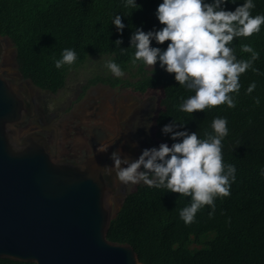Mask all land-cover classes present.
Here are the masks:
<instances>
[{
    "label": "trees",
    "instance_id": "obj_1",
    "mask_svg": "<svg viewBox=\"0 0 264 264\" xmlns=\"http://www.w3.org/2000/svg\"><path fill=\"white\" fill-rule=\"evenodd\" d=\"M160 2L137 0L141 7L133 9L124 0H0V35L14 44L17 69L23 78L41 91L56 94L65 87L69 71L89 57L109 56L124 70L132 65L135 47L129 37L141 24L145 30L162 27L155 16ZM255 3L253 15L264 12V0ZM235 6L227 4L230 9ZM117 12L124 15L126 27L122 33L112 24ZM245 42L259 51L254 67L260 71L249 68L241 74L242 87L239 93H233L235 107L224 103L193 113L180 110L181 97L193 91L175 81L174 74L159 67L158 61L150 76L135 82L99 76L89 82L111 87L123 84L139 92L161 90L162 109L155 120V137L169 144L173 142L170 133L161 129L173 119L204 136L214 131V117H227L229 131L222 141L223 159L225 164L236 166V179L230 195L215 197L214 215L208 214L211 209L205 205L192 223H185L180 209L191 202V197L144 181L126 194L106 237L130 245L142 264H264V25L259 33L233 41L238 58L251 55L241 49ZM167 43L152 42L161 47ZM64 48H74L77 59L58 68L55 60L62 57ZM137 64L142 70L143 62ZM252 81H256V88L248 93ZM257 96L259 104L254 99ZM0 264L33 263L0 259Z\"/></svg>",
    "mask_w": 264,
    "mask_h": 264
},
{
    "label": "water",
    "instance_id": "obj_2",
    "mask_svg": "<svg viewBox=\"0 0 264 264\" xmlns=\"http://www.w3.org/2000/svg\"><path fill=\"white\" fill-rule=\"evenodd\" d=\"M12 47V41L0 35V259L33 264H142L130 245L106 237L111 220L122 208L128 183L118 178L111 153L130 156L128 149L117 145L123 136L118 131L114 136L110 129L107 102L87 108L86 102L81 103L72 120L83 130L76 133L70 150L53 154L52 140L37 132L43 123L33 108L34 86L18 71ZM20 81L28 88L27 99ZM94 90L105 92L99 86ZM69 138L64 131L59 144ZM127 142L133 144L132 139ZM69 153L67 160L58 157Z\"/></svg>",
    "mask_w": 264,
    "mask_h": 264
},
{
    "label": "clouds",
    "instance_id": "obj_3",
    "mask_svg": "<svg viewBox=\"0 0 264 264\" xmlns=\"http://www.w3.org/2000/svg\"><path fill=\"white\" fill-rule=\"evenodd\" d=\"M133 9L141 7L137 0H124ZM236 5L234 9L227 4ZM138 5V7H137ZM255 0H161L155 16L162 27L145 30L143 24L136 26L129 37L135 52L132 63L140 61L156 65L174 74V80L192 90L193 94L181 97L178 108L193 113L208 106L226 103L235 107L233 93H239L240 76L254 67L260 53L252 43H241V49L251 53L248 58H238L233 41L237 37H249L259 33L264 25V12L253 15ZM124 15L114 14L112 24L122 33L126 27ZM168 41L166 47L153 46ZM120 39L116 40L120 44ZM77 59L74 48H64L62 57L55 60L56 67L73 64ZM105 65L117 77L124 69L115 59ZM154 69V68H153ZM154 71V70H153ZM153 73V72H152ZM256 88L252 81L246 91ZM257 104L260 97L254 98ZM227 117L216 116L212 121V132L201 136L189 131L184 123L173 122L162 126V133L171 135L173 142L163 141L159 146L145 147L136 158H126L118 151L111 153L122 182L144 181L152 187H164L173 192L191 197V202L180 209L185 223H192L196 213L205 205L210 206L209 215L215 214V197L230 195L231 183L236 179V166L225 164L222 141L228 134ZM175 129V130H174ZM103 148L102 150H106ZM264 174V169H261Z\"/></svg>",
    "mask_w": 264,
    "mask_h": 264
},
{
    "label": "rangeland",
    "instance_id": "obj_4",
    "mask_svg": "<svg viewBox=\"0 0 264 264\" xmlns=\"http://www.w3.org/2000/svg\"><path fill=\"white\" fill-rule=\"evenodd\" d=\"M15 49L14 47L11 48ZM16 51V50H15ZM111 59L109 56H92L86 59L84 63H82L79 67L72 69L69 71L65 87L57 92L56 94H51L49 92L41 91L34 88L35 94H37V97L35 98V106L33 105V108L35 110V114L40 119L41 123H43V126H39L37 129V132L43 134L44 137H49L53 143H59L61 142V139L64 135V127L66 126V122L73 121L72 116L75 113L76 108L83 102H86L85 108H87L89 105H92L94 103L101 104V101H98V99L95 101L94 98L90 97L91 94H94L96 90L95 88L102 87L104 88L105 92L104 94L109 95L106 97L105 101V114L109 119L112 120L113 123L110 125V129L112 130L114 136H116L117 131L121 129L119 126V122L116 121L114 118L115 115H113L112 111V105L110 102V99L112 97L113 92L108 89L111 86H107L106 84L97 83L94 85H90V81L95 79L96 77H111V78H119L120 80H126L130 82H135L139 80L142 76H150L152 74V71L155 68V65H147L145 63L142 64V70L139 69V65L132 64L127 66V68L124 70V75L122 76H115L110 69H108L105 65V61ZM15 68H13L14 70ZM119 88H123V84H118ZM125 88V87H124ZM94 90V91H93ZM93 91V92H92ZM125 91L130 90H123V93H126ZM89 92V97L85 94ZM108 92V93H107ZM116 92V91H115ZM120 92V91H119ZM156 96L153 97L154 102L161 98V90H156ZM131 97L132 94L130 95ZM96 98V97H95ZM146 98H152L151 93H148ZM80 99L84 100L83 102L79 103L74 106ZM94 100L93 103H91V100ZM81 100V101H82ZM131 103H134V100L132 99ZM36 105H39L40 109L44 112L45 118L48 119L50 117L54 118V120L51 123H46V120H43L42 117L36 112ZM105 105V104H104ZM75 107V108H74ZM160 109L162 107L160 106ZM72 110V111H71ZM157 117V116H156ZM154 120H156L155 116H153ZM154 122L150 121L149 131L153 130V124ZM154 131H156V127L154 128ZM128 137H121V139L118 141L117 145L125 147V149L129 150L130 156L126 158H136L140 154V147L136 142L133 141V144H130L127 142ZM150 143L147 144L148 147H151L153 145L159 146V144L162 142L161 140L156 138V141L151 140V137L149 139ZM62 143V142H61ZM134 145H136V148H133ZM127 151V150H126ZM117 169V168H116ZM143 183V181H139L137 183L128 182L126 185V192L125 195L131 191H133L137 185Z\"/></svg>",
    "mask_w": 264,
    "mask_h": 264
},
{
    "label": "flooded vegetation",
    "instance_id": "obj_5",
    "mask_svg": "<svg viewBox=\"0 0 264 264\" xmlns=\"http://www.w3.org/2000/svg\"><path fill=\"white\" fill-rule=\"evenodd\" d=\"M7 61L5 60L2 63L6 64ZM5 69V68H4ZM10 69H5L4 71L9 72ZM126 80H123V82ZM25 93V98L27 99V86H23V81H20L18 83ZM108 85H106L107 87ZM110 89L113 94L110 99L111 105H112V111L113 115H115V119L117 122H119V126L121 129H119V136L128 137L129 139H132L136 144L140 147V152L143 148L148 147L147 144L150 143L149 139L151 137V140L156 141L155 137V120L153 116H157L158 112L160 111V101L161 98L157 99L155 102L153 100V97L156 96V90L155 89H146L144 92L134 91L133 89L128 88H119L118 85L108 88ZM123 90H130L125 91L126 93L122 94ZM116 91V92H115ZM120 91V92H119ZM93 92V91H92ZM151 93L152 98H146L147 94ZM132 94L133 97L130 95ZM89 97V92L85 94ZM37 97V94H36ZM90 97L97 98L98 101H104L106 94L103 92H94V94H91ZM132 99L134 100V103H131ZM80 99L74 106L76 107L77 104L83 102L84 100ZM93 99L91 100V103H93ZM36 112L42 117L43 120H46V123H51L54 118L50 117L48 119L45 118L44 112L40 109L39 105H36ZM74 107V108H75ZM72 111V110H71ZM154 122L152 124L153 130L149 131V122ZM79 122L70 121L66 122V126L64 127V131H66V138L70 136V138L64 143L63 145L58 143H52L50 146V150L55 155H60V152H62V149L70 150L73 147L74 138L76 136L77 132H80L83 130V128H77V125ZM149 128V129H148ZM62 142V140H61ZM72 153L66 154L65 156H58L62 159H68V157H71Z\"/></svg>",
    "mask_w": 264,
    "mask_h": 264
}]
</instances>
